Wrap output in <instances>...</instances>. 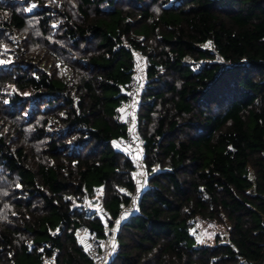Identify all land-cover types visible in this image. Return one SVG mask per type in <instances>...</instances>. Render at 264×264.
<instances>
[{
  "label": "trees",
  "instance_id": "trees-1",
  "mask_svg": "<svg viewBox=\"0 0 264 264\" xmlns=\"http://www.w3.org/2000/svg\"><path fill=\"white\" fill-rule=\"evenodd\" d=\"M106 236L105 264H263L264 0H0V264Z\"/></svg>",
  "mask_w": 264,
  "mask_h": 264
},
{
  "label": "built area",
  "instance_id": "built-area-1",
  "mask_svg": "<svg viewBox=\"0 0 264 264\" xmlns=\"http://www.w3.org/2000/svg\"><path fill=\"white\" fill-rule=\"evenodd\" d=\"M141 90V81L138 78H134L129 87V97L131 98V104L125 108L124 111V121L130 128V134L123 139L118 141L119 145L126 146L129 150L130 157L136 159L135 150L137 149V144L133 136V126L135 125V117L133 116V106L132 103L138 98ZM111 237L106 236L101 239H88V244L86 245L89 255L94 259L96 264H105L108 257L111 256L113 250V244H111Z\"/></svg>",
  "mask_w": 264,
  "mask_h": 264
},
{
  "label": "rangeland",
  "instance_id": "rangeland-1",
  "mask_svg": "<svg viewBox=\"0 0 264 264\" xmlns=\"http://www.w3.org/2000/svg\"><path fill=\"white\" fill-rule=\"evenodd\" d=\"M140 169L141 167L139 166V170ZM140 177L143 178V176L140 174V176L139 175L137 176V179L138 180L141 179ZM213 242H214V236L211 234L210 228L206 226L201 228V233L196 234L194 240L195 244H200V245L212 244ZM111 244H113V240H111Z\"/></svg>",
  "mask_w": 264,
  "mask_h": 264
},
{
  "label": "crops",
  "instance_id": "crops-1",
  "mask_svg": "<svg viewBox=\"0 0 264 264\" xmlns=\"http://www.w3.org/2000/svg\"><path fill=\"white\" fill-rule=\"evenodd\" d=\"M140 174L143 176V178L140 177L141 179H139L138 181H139L140 185L144 187V186H145V180H144V175H143L142 168H141V169L139 170V172H138V175H139V176H140ZM88 239H89V238H86V239H85V244H86V245L88 244Z\"/></svg>",
  "mask_w": 264,
  "mask_h": 264
},
{
  "label": "water",
  "instance_id": "water-1",
  "mask_svg": "<svg viewBox=\"0 0 264 264\" xmlns=\"http://www.w3.org/2000/svg\"><path fill=\"white\" fill-rule=\"evenodd\" d=\"M263 264H264V262H263Z\"/></svg>",
  "mask_w": 264,
  "mask_h": 264
}]
</instances>
